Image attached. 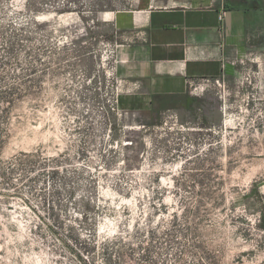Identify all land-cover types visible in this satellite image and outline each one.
<instances>
[{
  "label": "rangeland",
  "instance_id": "374dc122",
  "mask_svg": "<svg viewBox=\"0 0 264 264\" xmlns=\"http://www.w3.org/2000/svg\"><path fill=\"white\" fill-rule=\"evenodd\" d=\"M129 2L0 0V264H264V29L138 117L100 19Z\"/></svg>",
  "mask_w": 264,
  "mask_h": 264
},
{
  "label": "crops",
  "instance_id": "0c3cea01",
  "mask_svg": "<svg viewBox=\"0 0 264 264\" xmlns=\"http://www.w3.org/2000/svg\"><path fill=\"white\" fill-rule=\"evenodd\" d=\"M129 1L100 19L118 39L117 77L139 85L120 94L118 108L138 117L193 109L190 83L232 73L251 32L264 29V0Z\"/></svg>",
  "mask_w": 264,
  "mask_h": 264
},
{
  "label": "built area",
  "instance_id": "2783aa9c",
  "mask_svg": "<svg viewBox=\"0 0 264 264\" xmlns=\"http://www.w3.org/2000/svg\"><path fill=\"white\" fill-rule=\"evenodd\" d=\"M223 17L224 16L222 14V16H220V19H223ZM117 47H118V45H116V48L113 49V51H114L113 52L114 53L113 56H115ZM240 61H241V63L243 62V60H240ZM117 63H118V60L115 59V69L117 68ZM225 76L226 75L224 73V74H222L219 77H215V78H204L202 80L209 83L211 81V79H213L214 82L217 83L219 86H225ZM138 86L139 85H138L137 82H134L131 86H128V84L126 83L125 80L117 77L118 96L116 98V103H118V99H119L120 93H123L125 90L128 91V92H130V91L134 90L135 88H137ZM190 88H191V92H193V93H197V91L203 92L207 88V84L206 83H202V82H200V83L198 82L197 83V81H195V82L192 81L190 83ZM169 118L175 120V122H179L178 116L175 113H171L169 115ZM180 126L181 127H184L183 124H181Z\"/></svg>",
  "mask_w": 264,
  "mask_h": 264
}]
</instances>
